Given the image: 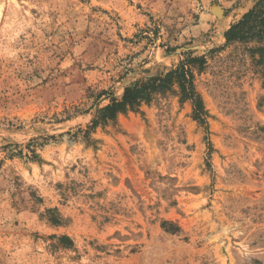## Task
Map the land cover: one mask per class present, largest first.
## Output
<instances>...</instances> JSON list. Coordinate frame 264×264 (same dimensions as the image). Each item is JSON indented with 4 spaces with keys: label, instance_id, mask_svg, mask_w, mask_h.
Here are the masks:
<instances>
[{
    "label": "rangeland",
    "instance_id": "obj_1",
    "mask_svg": "<svg viewBox=\"0 0 264 264\" xmlns=\"http://www.w3.org/2000/svg\"><path fill=\"white\" fill-rule=\"evenodd\" d=\"M257 1L0 0V264H264ZM188 51L207 125L174 88L88 129Z\"/></svg>",
    "mask_w": 264,
    "mask_h": 264
},
{
    "label": "trees",
    "instance_id": "obj_2",
    "mask_svg": "<svg viewBox=\"0 0 264 264\" xmlns=\"http://www.w3.org/2000/svg\"><path fill=\"white\" fill-rule=\"evenodd\" d=\"M226 44L242 43L256 64H264V0H258L242 17L231 24L225 32ZM207 64L205 55L185 52V58L167 72L134 82L127 86L120 98H113L108 104L94 112L89 130L108 122H115L119 114L138 111L154 95L177 88L180 101H190L193 118L207 125L208 111L195 83V73L202 72ZM207 128V126H205ZM165 225H173L165 221ZM178 229V226H175ZM70 243L72 241L66 238Z\"/></svg>",
    "mask_w": 264,
    "mask_h": 264
},
{
    "label": "bare ground",
    "instance_id": "obj_3",
    "mask_svg": "<svg viewBox=\"0 0 264 264\" xmlns=\"http://www.w3.org/2000/svg\"><path fill=\"white\" fill-rule=\"evenodd\" d=\"M218 9V8H217ZM218 12V11H217ZM221 13V12H220Z\"/></svg>",
    "mask_w": 264,
    "mask_h": 264
}]
</instances>
